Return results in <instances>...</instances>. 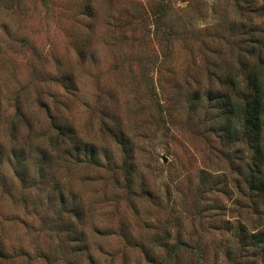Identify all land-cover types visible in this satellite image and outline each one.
Masks as SVG:
<instances>
[{"label":"rangeland","instance_id":"rangeland-1","mask_svg":"<svg viewBox=\"0 0 264 264\" xmlns=\"http://www.w3.org/2000/svg\"><path fill=\"white\" fill-rule=\"evenodd\" d=\"M260 59L264 0H0V264H264L252 147L206 98Z\"/></svg>","mask_w":264,"mask_h":264},{"label":"trees","instance_id":"trees-1","mask_svg":"<svg viewBox=\"0 0 264 264\" xmlns=\"http://www.w3.org/2000/svg\"><path fill=\"white\" fill-rule=\"evenodd\" d=\"M257 43L259 44V40ZM240 67V78L233 77L231 75L232 72L219 73L218 76L220 77L219 80L222 81L224 77H226L230 84H232L234 90L232 95L215 96L214 92L208 91L206 98L208 101L215 100L210 115L212 120L218 123L213 126V129L219 127L218 129L222 131L221 138L227 143H232V141L234 142L238 140L239 137L243 136L248 142L249 147H252L253 157L252 164L249 168L250 173L249 176H247V182L250 184L251 189H255L263 194L264 169H262V164L264 163V146L262 136L264 125V79L262 73L264 72V61L260 59L258 63L253 64L248 70L245 69V63ZM242 84L243 86H241ZM62 86L69 93L75 90L74 80L69 75L64 80ZM247 89H250L251 92H247ZM19 106V104H15L16 112L13 118L17 117V115H23ZM47 112L51 127L56 131L55 138L61 136V139H65V135L68 134L71 140H73L75 134L71 124L66 120L61 122L59 116L52 113L49 108ZM1 115L0 106V117ZM115 137L124 151L125 157L122 161V165L127 172H131L133 171L132 157L134 148L121 131H119ZM89 149L95 150L93 147H83V151H89ZM90 153L92 154V151H90ZM59 198L61 201L64 199L63 192H60ZM78 212L79 208L74 207L73 214L78 216ZM253 236L264 237V230L259 231L258 234Z\"/></svg>","mask_w":264,"mask_h":264}]
</instances>
